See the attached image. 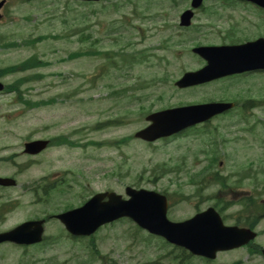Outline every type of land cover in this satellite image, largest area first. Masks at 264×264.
<instances>
[{"label":"rangeland","instance_id":"rangeland-1","mask_svg":"<svg viewBox=\"0 0 264 264\" xmlns=\"http://www.w3.org/2000/svg\"><path fill=\"white\" fill-rule=\"evenodd\" d=\"M68 1L13 0L8 15L0 20L3 74L32 58L46 64L2 78L5 85L20 79L23 98L44 104L31 108L17 102L15 95H0V149L6 150L0 156L21 155L28 140L52 141L40 156L15 158L30 164L16 187L21 195L29 194L20 199L21 208L3 227L79 208L100 192L114 191L126 198L127 187L155 189V180L161 192H181L179 201L189 198L179 202L176 196L171 221H184L212 206L220 210L225 204L216 195L219 186L208 187L201 201L188 182L216 156L214 169L222 171L229 185L243 182L241 189L256 190L257 197L264 199V75L233 77L186 90L175 86L185 72L204 65L192 53L195 46L230 43L203 28L206 16L199 15L194 27L185 30L178 27L179 15L189 9L190 0H101L86 7ZM221 5L219 0H206L204 10L220 11L217 16L209 13L208 21L235 28L232 42L264 36L263 15L248 13L253 7L245 6L248 10L242 17L233 9L245 8ZM124 49L133 54L144 51L148 59L122 68H111V62L95 55L69 59L88 50ZM34 76L40 79L30 81ZM217 101H239V109L168 141L149 145L134 138L149 125L145 117L151 113ZM243 107L247 118L240 114ZM120 117L126 118L118 124ZM165 172L170 173L158 177ZM250 174L254 177L248 179ZM226 193L234 204L230 214L238 217L242 206ZM64 231L59 221L50 220L46 242L29 249L2 246L0 264H81L83 260L84 264H178L174 255H167L172 251L167 245L129 222L105 226L96 234L98 261L90 259L86 242H74Z\"/></svg>","mask_w":264,"mask_h":264},{"label":"water","instance_id":"water-1","mask_svg":"<svg viewBox=\"0 0 264 264\" xmlns=\"http://www.w3.org/2000/svg\"><path fill=\"white\" fill-rule=\"evenodd\" d=\"M264 8V0H247ZM202 0H193V7L201 5ZM193 14L182 16V25H189ZM207 61V66L195 73H187L178 83L179 88H187L207 83L225 76L264 69V40L242 46L199 48L194 50ZM3 86L0 84V91ZM234 107V104L212 103L188 106L162 111L150 115L151 125L139 132L136 137L147 142L170 137L189 127L210 120ZM47 142H33L27 145V152L37 154L44 150ZM131 197L125 201L114 193L95 196L83 207L57 216L66 229L75 236H90L101 226L130 217L140 227L152 234L160 235L170 243L186 248L198 256L214 257L217 251L232 250L254 239L244 230L223 227L212 210L195 216L193 219L174 224L167 220L166 199L145 190L127 189ZM108 198V201H104ZM45 221L25 223L15 230L0 235V243L11 241L31 245L42 241ZM248 235V236H247Z\"/></svg>","mask_w":264,"mask_h":264},{"label":"flooded vegetation","instance_id":"flooded-vegetation-1","mask_svg":"<svg viewBox=\"0 0 264 264\" xmlns=\"http://www.w3.org/2000/svg\"><path fill=\"white\" fill-rule=\"evenodd\" d=\"M10 3L11 0H0V14H8V6ZM218 13H220V11H218ZM229 17L233 18L232 16ZM217 27L226 30L228 34L224 40L226 42H232V40L235 38V36H232V34L235 32V29L225 27V25L221 23H218ZM229 29H231V31H229ZM237 43L242 42L234 41L230 44ZM222 116L223 115L218 116L217 118ZM5 151L6 150L4 149H0V154ZM18 157H25L29 159V155L24 151L21 153V155H11L9 157L0 156V178L15 180L14 186L8 187L5 185H0V227L7 221L13 212L14 203H10L13 202L12 199L17 197L15 200L20 206L21 204L18 200L23 199L26 196L21 195L19 191H17L16 187L20 183V179L24 177L29 171V163L25 161L16 162L15 158ZM10 171L12 174H8ZM198 173L201 177L200 183H203L201 186L202 191H206L207 187L209 186L208 183L216 184L220 187V190L216 193V195L219 197L221 202L225 204V206L221 209V218L224 224L226 226H239L240 228L250 229L257 234V237L254 241L242 248L218 252L215 258L212 260L203 257H192L189 255V252H186L183 259V264H264V228H261L264 221V199H261L260 203L261 206H263L262 210L251 209L248 207V205L253 202L251 198V192H245L243 189H241V184L229 185L230 183L227 181V178L221 175L222 171L215 169H203ZM247 176L248 179H251L254 174ZM171 182L174 183V180H169V183ZM222 184H224V186H222ZM15 192L17 196H13ZM226 192H230L234 196V199L236 198V200L239 202L238 204L242 206L240 211L241 214L239 212L238 217H234V215L230 214V209L233 208L234 204H232L233 200H230L228 196H226ZM221 193L225 195V198L221 197ZM262 194L264 195V190ZM248 200H250V202L246 205L245 201ZM213 207L217 210L215 206ZM244 207H246V210L242 212Z\"/></svg>","mask_w":264,"mask_h":264},{"label":"trees","instance_id":"trees-1","mask_svg":"<svg viewBox=\"0 0 264 264\" xmlns=\"http://www.w3.org/2000/svg\"><path fill=\"white\" fill-rule=\"evenodd\" d=\"M91 54H92L91 52H87L86 53V55H88V56L91 55ZM102 56H104V58L108 59L109 61H110V59L113 58V57L112 58L110 57V53H104ZM119 56H120L121 62L124 65L129 63V62H131V61H133V60H135V58H136V56L128 55L127 53H121V54H119ZM39 64H41V63H39L36 59H32L30 61H26V63H24L23 66H21V65L19 66L18 65V66L12 67L10 73L22 72V71H25V70H28V69H32V68H35ZM14 88L17 90L18 94L20 95L19 98H18L19 102L24 103L27 106H31V108L33 106L37 107L39 105H43L44 104V103H35L34 104V103L30 102V101H25L23 99L22 93H20L19 84L17 86H15ZM194 179L195 178H193V181H194ZM94 249H95V247H94Z\"/></svg>","mask_w":264,"mask_h":264}]
</instances>
